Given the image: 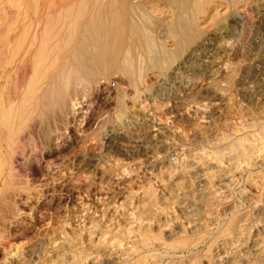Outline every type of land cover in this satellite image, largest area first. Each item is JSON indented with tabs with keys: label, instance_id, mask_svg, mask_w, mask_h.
Returning <instances> with one entry per match:
<instances>
[{
	"label": "rangeland",
	"instance_id": "374dc122",
	"mask_svg": "<svg viewBox=\"0 0 264 264\" xmlns=\"http://www.w3.org/2000/svg\"><path fill=\"white\" fill-rule=\"evenodd\" d=\"M128 1L143 57L0 152V264H264V0Z\"/></svg>",
	"mask_w": 264,
	"mask_h": 264
},
{
	"label": "bare ground",
	"instance_id": "6f19581e",
	"mask_svg": "<svg viewBox=\"0 0 264 264\" xmlns=\"http://www.w3.org/2000/svg\"><path fill=\"white\" fill-rule=\"evenodd\" d=\"M70 1H41L42 8L37 10L35 16L32 14L34 17L30 22L38 24L39 30L36 34L37 27H34L33 35L36 36H31L30 39L24 38L25 33L28 34L30 30L28 23L24 26L29 30H23V36L20 32L21 35L16 39V33L12 32L17 31H13L14 24L6 20L8 17L3 20L7 23H2L0 27V142L4 140L6 143L3 147L0 143V152H4L6 156L7 152H15L14 144L19 140L18 135L21 136L25 124L29 125L33 120L40 128L50 126V114L56 108L61 109L66 105L71 96L70 88L79 85L84 93H88L92 78L105 74L122 57L129 64L141 54L140 37L134 33L139 31L141 24L138 15H135L136 5L134 7L128 0ZM142 8V13H139L150 22L152 17L147 14L145 5ZM23 14L27 18L28 14ZM18 27L21 26L18 25L17 29ZM131 65L133 66V62ZM128 67L123 65L124 69L132 71ZM140 73L137 76L141 77ZM55 120L56 118L54 124ZM54 127L49 129L50 136ZM45 137L51 141L50 137L44 135L45 141Z\"/></svg>",
	"mask_w": 264,
	"mask_h": 264
}]
</instances>
